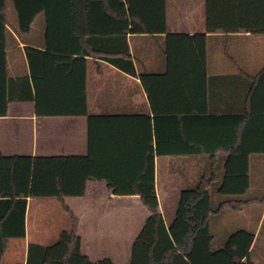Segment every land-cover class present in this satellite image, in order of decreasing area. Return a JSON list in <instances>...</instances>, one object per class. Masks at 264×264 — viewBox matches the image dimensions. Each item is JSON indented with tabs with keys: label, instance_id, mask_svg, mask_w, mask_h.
<instances>
[{
	"label": "crops",
	"instance_id": "obj_1",
	"mask_svg": "<svg viewBox=\"0 0 264 264\" xmlns=\"http://www.w3.org/2000/svg\"><path fill=\"white\" fill-rule=\"evenodd\" d=\"M85 1L86 6L78 14L80 28L76 32L71 29V10L67 1L64 9H49L47 15L40 13L26 32L16 34L8 26L17 40V45L8 43L7 46L10 72L25 74L31 80V68L24 48L46 50L49 55L44 66L33 63L37 73L34 79L45 83L47 87L43 92L66 101L55 103L52 111L78 112L83 96L85 107L82 108V115L44 116L33 101L9 102L7 115L0 116V151L4 155L87 157L88 174L93 179L87 181L85 193L77 197H63L64 204L78 220L81 250L93 262L109 258L115 264H128L131 243L148 215L139 196L129 193L133 190L128 182L137 176L147 175L148 163L151 162L158 212L169 232L173 214L170 206L166 205L163 211L159 208L160 193L177 194L186 185H192L194 177L199 180L206 174L201 172L203 161H207L208 165L212 160L221 164L224 161V149H217L219 151L214 155L197 150L202 146L220 148L232 144L233 120L228 115L240 111L246 113V101L242 97L240 100L237 98L240 90L234 87L236 81L246 80L247 75L236 73L243 70L250 75L264 68V34L246 31L207 33L204 0H165V32L158 29L126 33L135 70L134 74H130L95 55V52L90 53L91 48H120L119 17L122 13L119 1L123 0H111L113 9L107 8V0ZM139 1H135V9L150 17L154 27H159V0H145L144 4ZM10 9L8 5L7 12L11 16ZM87 18L89 21H86ZM90 29L97 33L91 35ZM167 34H206L207 71L202 77L198 74L183 76V83L192 81L194 84L189 89L176 90L179 96L192 97L188 117L178 124L177 142L180 149L194 151L155 155L154 114L138 74L142 71H164L163 49ZM197 81L203 82L201 86L197 87ZM206 114L212 116L206 118ZM257 123V131L260 132L251 136L248 133L242 140L246 146L258 149L248 155V189L251 187V162H264V118ZM180 134L183 137L181 135L180 138ZM161 161L167 166L170 162L177 163L179 171L167 169L163 176H159ZM108 181L114 185H109ZM251 198L259 201L256 197ZM52 199L61 207L56 198L27 199L30 216H25L26 224L34 213L33 239L42 244L54 241L50 222L43 212V208L52 207ZM253 203L256 202L243 204L238 211ZM139 206L145 212L136 224L134 211ZM132 223L133 233L129 231ZM123 241L127 242L125 247ZM123 248L127 263L119 261ZM15 258L12 253L5 256L8 263Z\"/></svg>",
	"mask_w": 264,
	"mask_h": 264
},
{
	"label": "trees",
	"instance_id": "obj_2",
	"mask_svg": "<svg viewBox=\"0 0 264 264\" xmlns=\"http://www.w3.org/2000/svg\"><path fill=\"white\" fill-rule=\"evenodd\" d=\"M66 1L71 10V29L76 32L80 28L78 14L86 6L85 0H0V116L7 115L11 101H33L39 113L44 116L84 113V96L81 97L82 106L78 112L52 111L55 103L66 101L65 98L52 97L43 92L47 87L45 83L34 79L37 73L33 63L38 62L44 66L49 55L46 50L29 46L24 48L31 68V80L25 74L10 72L7 65L8 43L17 45L11 30L16 34L28 31L40 13L47 15L49 9H64ZM135 1L137 0L119 1L122 13L119 17L120 48L90 49V53L95 52V55L130 74H134L135 70L126 33L153 32L158 29L166 31L165 0H159V27H154L150 17L135 9ZM139 2L144 4L145 0ZM106 3L107 8L113 9L111 0ZM204 3L207 33L246 31L264 34V0H204ZM88 4L91 6V3ZM8 5L11 16L7 12ZM89 32L91 35L97 33L93 29ZM163 53V72L142 71L138 74L154 114V152L155 155L193 152L194 150L180 149L177 142L178 124L188 117L187 113L192 109L188 108L192 97L179 96L176 90L189 89L194 84L192 81L183 83V76L198 74L202 77L206 74V34H167ZM236 74L247 75L246 80L236 81L234 87L240 90L237 98L240 100L242 97L246 101V113L242 114L240 111L228 115L233 120L232 144L220 148L202 146L197 150L214 155L219 151L217 149H224L226 157L222 162L221 172L218 170V162L212 160L209 171L193 187L181 192L178 214L168 226L169 232L158 212L151 162L148 163L147 175L137 176L128 182L133 190L129 193L138 195L148 212L131 243L128 264H253L250 259L253 231L235 230L228 234L222 246L213 248V235L209 230L211 214L225 208L238 210L245 203L258 201L255 198L226 197L219 199L216 209H213L209 194V189L217 181L216 191L220 195L244 194L249 187L248 155L258 151L256 146H246L242 140L248 133L251 136L260 132L257 131L256 124L259 119L264 118V68L250 75L243 70H238ZM197 83L198 87L203 82ZM211 116L206 114V118ZM87 166L88 159L82 155H4L0 151V264H115L109 258L93 262L83 254L77 231L78 220L63 202V197H77L85 193L87 181L93 179L88 174ZM108 184L114 185L112 181H108ZM28 198H56L69 218V228L62 230L50 244H42L33 239L34 230L29 234L25 219L26 215L30 216V210L27 209ZM11 253L16 258L8 263L5 256Z\"/></svg>",
	"mask_w": 264,
	"mask_h": 264
},
{
	"label": "rangeland",
	"instance_id": "obj_3",
	"mask_svg": "<svg viewBox=\"0 0 264 264\" xmlns=\"http://www.w3.org/2000/svg\"><path fill=\"white\" fill-rule=\"evenodd\" d=\"M208 164L209 163L207 161H203L201 163V172L207 173L209 171L208 166L210 165ZM221 166L222 164L218 162V168L220 169V171ZM167 169L179 171V165L177 163L170 162V166H167L166 164H164V162H159V176H163V174L167 172ZM193 179L194 180L192 182V185H186L182 189V191L184 189L191 188L194 186L197 177H194ZM250 180V189H248L244 194L237 196L220 195L216 191L218 181L217 183H214L212 185V187L209 189V194L211 197V204L213 209H216L219 199L226 197L237 199L256 197L259 199V201L250 205H245L239 211L231 209H221L220 211L211 214L209 218V230L213 235V248L222 246L228 234L235 230L246 229L249 231H255L253 245L250 250V259L253 264H264V162H251ZM181 192L177 194H168L163 192L160 193L159 208L161 209V211H163L166 205L170 206V211L173 214L172 220H174L178 214V203L181 196ZM52 200V207L48 206L47 210L43 208V212L44 214L48 215L44 216L48 219L47 221L50 222L52 237L55 241L62 230H66L69 228L70 221L64 211L61 209L59 203L55 199ZM144 212V209L140 208V206L137 208V210L134 211L136 215V219L134 218L136 224L141 221ZM124 214L125 213L123 209V215ZM34 220L35 216L34 213H32L31 219L28 221V231L30 232V235L31 232H33L34 230ZM122 226L124 228L126 225L124 224ZM133 227L134 225L132 223V225H130L129 230L132 233L134 230ZM126 244L127 242L123 241V247H125ZM124 253L125 252L123 248V256L119 258V261L127 263V257Z\"/></svg>",
	"mask_w": 264,
	"mask_h": 264
}]
</instances>
